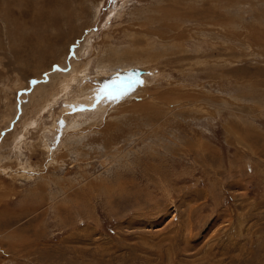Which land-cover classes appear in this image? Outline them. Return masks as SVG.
I'll list each match as a JSON object with an SVG mask.
<instances>
[{"label":"rangeland","instance_id":"obj_1","mask_svg":"<svg viewBox=\"0 0 264 264\" xmlns=\"http://www.w3.org/2000/svg\"><path fill=\"white\" fill-rule=\"evenodd\" d=\"M0 264H264V0H0Z\"/></svg>","mask_w":264,"mask_h":264}]
</instances>
